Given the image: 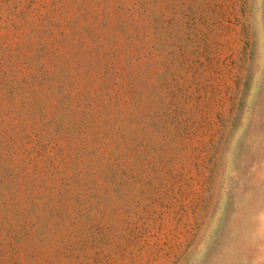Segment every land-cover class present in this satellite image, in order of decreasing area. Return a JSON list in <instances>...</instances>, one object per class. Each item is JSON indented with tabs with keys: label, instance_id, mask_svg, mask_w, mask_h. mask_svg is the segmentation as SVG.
<instances>
[{
	"label": "rangeland",
	"instance_id": "1",
	"mask_svg": "<svg viewBox=\"0 0 264 264\" xmlns=\"http://www.w3.org/2000/svg\"><path fill=\"white\" fill-rule=\"evenodd\" d=\"M0 264H264V0H0Z\"/></svg>",
	"mask_w": 264,
	"mask_h": 264
}]
</instances>
